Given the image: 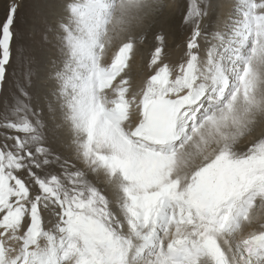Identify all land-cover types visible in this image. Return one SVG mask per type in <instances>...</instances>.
<instances>
[{
	"label": "snow or ice",
	"instance_id": "snow-or-ice-1",
	"mask_svg": "<svg viewBox=\"0 0 264 264\" xmlns=\"http://www.w3.org/2000/svg\"><path fill=\"white\" fill-rule=\"evenodd\" d=\"M22 6L0 23V264H264V0H56L42 70Z\"/></svg>",
	"mask_w": 264,
	"mask_h": 264
},
{
	"label": "rangeland",
	"instance_id": "rangeland-1",
	"mask_svg": "<svg viewBox=\"0 0 264 264\" xmlns=\"http://www.w3.org/2000/svg\"><path fill=\"white\" fill-rule=\"evenodd\" d=\"M6 3L7 0H0V23L5 17L4 5ZM55 11L56 0H23V6L14 26L17 34L21 37V40L14 47L26 49L28 54L33 57L35 66L40 70L43 69L46 59L51 53L50 46L43 40L44 22L50 20ZM186 33L187 30L181 28L178 19L167 26L165 28L166 51L169 52L171 48L178 49L181 47L179 41L185 38ZM156 43L155 34L149 33L142 46H147L146 50L150 55Z\"/></svg>",
	"mask_w": 264,
	"mask_h": 264
},
{
	"label": "bare ground",
	"instance_id": "bare-ground-1",
	"mask_svg": "<svg viewBox=\"0 0 264 264\" xmlns=\"http://www.w3.org/2000/svg\"><path fill=\"white\" fill-rule=\"evenodd\" d=\"M168 36V35H167ZM171 40V39H170ZM184 41V39H182ZM182 40H180V44H181V47H179L178 49L176 48H171L170 51L168 52L170 57L173 58V59H176L178 58L181 54H182ZM170 42V41H169ZM172 44V43H171ZM147 46H140L139 47V51L134 59V61L130 62L131 63V69H130V72H131V75L134 77V78H141L144 74H146V64H147V61L149 59V54L147 53V50H146ZM127 71V70H126Z\"/></svg>",
	"mask_w": 264,
	"mask_h": 264
}]
</instances>
